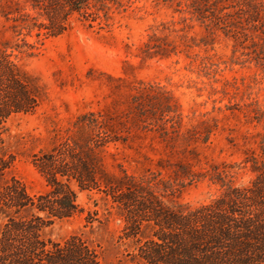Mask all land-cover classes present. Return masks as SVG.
Instances as JSON below:
<instances>
[{
    "label": "rangeland",
    "instance_id": "1",
    "mask_svg": "<svg viewBox=\"0 0 264 264\" xmlns=\"http://www.w3.org/2000/svg\"><path fill=\"white\" fill-rule=\"evenodd\" d=\"M40 1L42 9L0 0V57L10 56L41 87L34 111L3 123L2 152L12 161L0 171V187L13 178L32 195L45 192L39 164L69 137L86 141L93 129L77 121L90 113L118 136L96 149L105 171L174 185L165 194L171 202L199 205L221 193L208 176L191 180L187 172L215 166L237 186L250 183L245 159L258 151L264 128L255 112L264 109L263 49L248 25L233 29L232 0H217L219 27L193 18L191 0H74V13L64 0ZM72 187L79 211L44 236L79 235L103 264H129L122 211L103 188L77 180Z\"/></svg>",
    "mask_w": 264,
    "mask_h": 264
},
{
    "label": "trees",
    "instance_id": "2",
    "mask_svg": "<svg viewBox=\"0 0 264 264\" xmlns=\"http://www.w3.org/2000/svg\"><path fill=\"white\" fill-rule=\"evenodd\" d=\"M28 1L43 8L40 0ZM232 2L237 14L230 18L233 29H246L242 26L247 25L253 29V42L263 49L260 61H264V0ZM64 3L71 13L79 11L74 0ZM189 13L216 27L224 23L217 0H191ZM150 45L147 43L148 50L154 49ZM40 99L39 84L22 73L10 56L0 57V171L12 161L2 152L3 123L13 113L34 111ZM255 112L258 118L264 117V109ZM77 124L90 127L93 133L84 142L69 137L44 157L39 166L46 175L45 192L32 195L24 183L13 178L0 187V215L4 218L0 264H103L96 247L79 235L63 241L44 236L56 220L79 211L73 180L82 187L103 188L122 211L120 238L133 244L129 264H264V128L258 134V151L245 159L254 174L250 183L237 186L215 166L203 174L187 172L185 176L191 180L208 176L222 188L209 202L188 205L166 199V193L177 189L174 185L110 175L96 149L118 136L91 113L81 116Z\"/></svg>",
    "mask_w": 264,
    "mask_h": 264
}]
</instances>
